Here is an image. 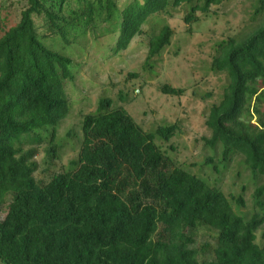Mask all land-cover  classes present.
Instances as JSON below:
<instances>
[{"label": "trees", "instance_id": "16d2710c", "mask_svg": "<svg viewBox=\"0 0 264 264\" xmlns=\"http://www.w3.org/2000/svg\"><path fill=\"white\" fill-rule=\"evenodd\" d=\"M230 1L21 0L17 16L0 2V264H264V126L249 124L250 100L264 88V0L253 1L240 34L214 45L210 71L227 84L208 109L202 142L211 155L200 165L221 176L239 159L253 184L249 210L247 187L226 196L218 181L171 156L178 122L145 132L126 96L117 105L99 99L78 133L57 137L71 109L65 88L79 69L66 47L89 33L112 40L107 54L115 57L146 36L142 68L154 75L175 36L168 19L181 14L191 34ZM23 136L35 150L44 145L41 164L19 147ZM73 141L76 158L57 168Z\"/></svg>", "mask_w": 264, "mask_h": 264}, {"label": "rangeland", "instance_id": "374dc122", "mask_svg": "<svg viewBox=\"0 0 264 264\" xmlns=\"http://www.w3.org/2000/svg\"><path fill=\"white\" fill-rule=\"evenodd\" d=\"M253 1L231 0L220 9L217 8V16L202 18L193 27L191 34L186 33L181 14L168 19L167 24L175 31V36L171 45L155 59L154 75L142 68L147 53L146 36L136 37L127 50L115 57L107 54V46L112 40L93 41L89 33L80 37L63 52L79 65V69L75 80L68 82L65 88L71 109L69 116L61 124L57 137L65 138L69 130L78 133L82 115L93 113L99 99L109 98L117 105L122 104L119 98L126 96L128 103L124 107L143 131L152 132L159 125L178 122L181 133L176 134L169 142L176 147L171 156L187 168L192 166L193 173H199L210 182L218 181V186L226 196H238L241 186L247 187L243 197L246 209L249 210L253 184L248 181V175L239 164V159L231 163L221 176H217L209 168L200 169V165L211 155L209 150L204 149L202 142V138L210 136L205 125L208 109L220 101L227 84L223 73L210 71L213 48L216 43L240 34L250 23ZM20 3L21 0L7 2V5L11 4L9 11L14 16L18 15ZM0 15H3L1 9ZM45 42L48 44L52 41ZM59 46L60 43L57 42L55 47ZM130 73L138 74V78L128 79ZM162 85L184 90V95L164 96L159 92ZM259 87L258 85L256 94L250 100L249 124L261 129L264 126V88ZM260 107L262 114L259 112ZM246 117L248 116H244ZM28 141L29 137L23 136L19 147L24 151H35L34 160L41 164L45 157L44 145L35 150L36 146ZM169 144L164 148L168 149ZM77 150V143L74 141L66 143L60 153V162L55 163L56 167L65 166L75 159ZM204 234L208 235L206 232ZM260 236L259 234V240Z\"/></svg>", "mask_w": 264, "mask_h": 264}]
</instances>
